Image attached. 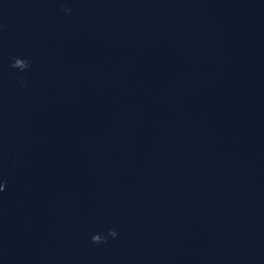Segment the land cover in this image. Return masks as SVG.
I'll return each instance as SVG.
<instances>
[{
  "label": "water",
  "instance_id": "95a60500",
  "mask_svg": "<svg viewBox=\"0 0 264 264\" xmlns=\"http://www.w3.org/2000/svg\"><path fill=\"white\" fill-rule=\"evenodd\" d=\"M0 183V264H264V0H0Z\"/></svg>",
  "mask_w": 264,
  "mask_h": 264
},
{
  "label": "clouds",
  "instance_id": "9594fccd",
  "mask_svg": "<svg viewBox=\"0 0 264 264\" xmlns=\"http://www.w3.org/2000/svg\"><path fill=\"white\" fill-rule=\"evenodd\" d=\"M65 13L70 12L71 10L68 8L62 9ZM9 67L19 73H23L29 70L30 68V63L28 60L20 58V57H14L12 60V63L9 65ZM21 85H23V79L18 81ZM4 183H0V191L4 190ZM118 236V233L113 230L109 229L106 235H100V234H95L91 238V243L94 245H100V244H106L108 242V239L111 238L115 240Z\"/></svg>",
  "mask_w": 264,
  "mask_h": 264
}]
</instances>
